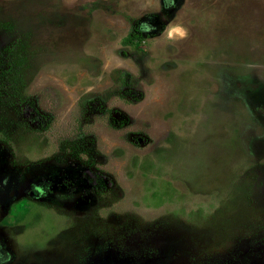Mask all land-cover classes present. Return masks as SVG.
Here are the masks:
<instances>
[{
    "label": "rangeland",
    "instance_id": "rangeland-1",
    "mask_svg": "<svg viewBox=\"0 0 264 264\" xmlns=\"http://www.w3.org/2000/svg\"><path fill=\"white\" fill-rule=\"evenodd\" d=\"M0 264H264V0H0Z\"/></svg>",
    "mask_w": 264,
    "mask_h": 264
},
{
    "label": "clouds",
    "instance_id": "clouds-1",
    "mask_svg": "<svg viewBox=\"0 0 264 264\" xmlns=\"http://www.w3.org/2000/svg\"><path fill=\"white\" fill-rule=\"evenodd\" d=\"M173 0H168V4H172ZM150 27L147 23H144L141 25V28L145 31L150 30ZM188 29L179 22H169L163 32L162 36L167 41H174L178 39H184L188 36ZM7 259H10V254L6 257Z\"/></svg>",
    "mask_w": 264,
    "mask_h": 264
},
{
    "label": "trees",
    "instance_id": "trees-1",
    "mask_svg": "<svg viewBox=\"0 0 264 264\" xmlns=\"http://www.w3.org/2000/svg\"><path fill=\"white\" fill-rule=\"evenodd\" d=\"M28 104L30 105V108L33 110V111H31V113L34 112V115H35V116L31 117V119L34 118V130L40 131V130L48 128L50 126L49 116L40 113V111L34 106L33 103L29 102ZM20 110L23 114V113H25V110H27V109L25 108V106L21 105ZM27 112H28V110H27ZM30 120L28 122H30Z\"/></svg>",
    "mask_w": 264,
    "mask_h": 264
},
{
    "label": "flooded vegetation",
    "instance_id": "flooded-vegetation-1",
    "mask_svg": "<svg viewBox=\"0 0 264 264\" xmlns=\"http://www.w3.org/2000/svg\"><path fill=\"white\" fill-rule=\"evenodd\" d=\"M168 0H161V4L162 5H166V4H168V2H167ZM174 1V0H173ZM144 23H147L148 25L151 23V24H153V22L151 21V19H143V20H139V22L136 24L137 26H136V30H135V35H136V37L138 36L137 34L138 33H141V32H147V31H149V30H147V31H145V30H143L142 28H141V25L142 24H144ZM154 25V24H153ZM47 129V128H46ZM43 130H45V129H43Z\"/></svg>",
    "mask_w": 264,
    "mask_h": 264
}]
</instances>
